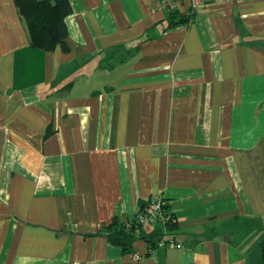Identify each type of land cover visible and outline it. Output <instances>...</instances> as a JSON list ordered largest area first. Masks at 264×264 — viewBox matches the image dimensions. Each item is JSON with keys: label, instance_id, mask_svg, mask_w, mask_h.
<instances>
[{"label": "crops", "instance_id": "0c3cea01", "mask_svg": "<svg viewBox=\"0 0 264 264\" xmlns=\"http://www.w3.org/2000/svg\"><path fill=\"white\" fill-rule=\"evenodd\" d=\"M68 1L44 51L0 0V264H262L264 0Z\"/></svg>", "mask_w": 264, "mask_h": 264}, {"label": "trees", "instance_id": "16d2710c", "mask_svg": "<svg viewBox=\"0 0 264 264\" xmlns=\"http://www.w3.org/2000/svg\"><path fill=\"white\" fill-rule=\"evenodd\" d=\"M23 17L29 33L31 45L44 51H53L58 46L68 49V28L65 19L72 12L68 0H14ZM196 11L190 8V21L195 19ZM168 214V212H167ZM174 216H167L165 226L173 224ZM135 228L128 229L123 223L115 224V230L110 233L111 241L126 249L134 239L133 233H127ZM133 230V231H134ZM262 264H264V240L261 243Z\"/></svg>", "mask_w": 264, "mask_h": 264}, {"label": "built area", "instance_id": "2783aa9c", "mask_svg": "<svg viewBox=\"0 0 264 264\" xmlns=\"http://www.w3.org/2000/svg\"><path fill=\"white\" fill-rule=\"evenodd\" d=\"M205 0H190L191 7L193 10L197 12L200 9V6H203ZM166 202L163 199L152 198L148 205L144 207L142 211L138 213L136 219H134V223L132 222H124L126 228H145V227H156L158 224L166 225L167 222V211H166ZM165 232V231H164ZM169 244L170 246L182 248L180 244H174L173 241L167 240L166 232L160 236L158 245ZM154 248L149 249V253L154 252ZM140 255L134 256L136 259H140Z\"/></svg>", "mask_w": 264, "mask_h": 264}]
</instances>
